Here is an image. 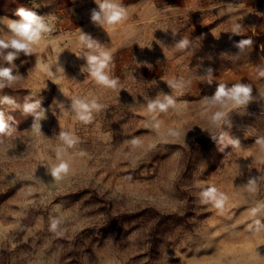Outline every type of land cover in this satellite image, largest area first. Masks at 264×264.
Wrapping results in <instances>:
<instances>
[{
    "label": "rangeland",
    "instance_id": "374dc122",
    "mask_svg": "<svg viewBox=\"0 0 264 264\" xmlns=\"http://www.w3.org/2000/svg\"><path fill=\"white\" fill-rule=\"evenodd\" d=\"M240 3L227 0L195 22L181 38L190 41L185 49L154 24L129 31L115 49L121 37L90 33L61 0H0V18L18 20L21 7L56 18L34 52L14 61L19 79L0 89L21 105H0L8 124L0 134V264H264V150L256 143L264 138V11ZM81 34L99 48L88 49ZM243 39L252 44L240 49ZM100 52L112 55L115 89L89 75L86 56ZM0 66L9 65L0 58ZM219 84L250 85L249 103L214 102ZM29 96L45 110L39 132L22 110ZM169 96L174 107L149 111ZM78 99L100 105L91 122L76 115ZM216 111L225 114L219 123ZM63 132L78 142L69 147ZM61 161L69 171L57 179ZM209 187L227 198L222 209L202 197ZM50 217L62 220L61 235L49 230Z\"/></svg>",
    "mask_w": 264,
    "mask_h": 264
},
{
    "label": "clouds",
    "instance_id": "9594fccd",
    "mask_svg": "<svg viewBox=\"0 0 264 264\" xmlns=\"http://www.w3.org/2000/svg\"><path fill=\"white\" fill-rule=\"evenodd\" d=\"M97 8L92 10L91 20L99 25H107L116 27L122 24L127 19V9L122 5L121 0H94ZM16 15L18 20L8 18H0V25L6 26L8 38L0 37V58L9 65L8 67L0 66V89L11 86L19 77L14 75L13 68L14 61L18 58L20 53L30 55L34 52L35 47L50 35L54 30L55 17H43L36 12L26 9H17ZM240 25L233 28V33L239 31ZM3 29H0L2 31ZM80 42L87 46L88 49L99 48V45L91 39V37L81 34ZM190 41L187 38L181 39L177 42L176 47L185 49L188 47ZM252 41L250 39H243L238 41L237 47L244 49L250 46ZM88 63L89 75L96 82V84L105 88L115 89L119 84V80L114 78L109 71V64L112 61V55L108 52H100L97 54H88L86 56ZM209 73L212 69H208ZM259 76L264 77V71L259 72ZM174 87H183L182 82L173 85ZM252 88L247 84H235L231 88H227L225 84H219L214 94L213 101L224 105L227 101H231L236 106H245L251 99ZM35 93H33L34 95ZM31 96L25 98V103L22 105L24 113L34 114L36 122L33 125V130L40 131L39 121L45 118V110L41 107L40 100L35 102H28ZM0 105H7L10 109L15 110L21 105L17 104L16 100L10 96L0 97ZM175 106V101L169 96L165 98V102L155 101L148 104L149 111L167 112L170 107ZM73 108L79 120L84 123L91 122L93 110L99 111L100 105L96 101H87L78 99L73 102ZM39 109V111H37ZM224 112L216 111L212 116V121L219 123L224 118ZM11 119V117H9ZM153 127L159 128V123L155 122ZM8 129V124L5 120L3 110H0V134H3ZM170 135H176L175 131H170ZM61 139L69 147L78 142L72 134L63 132ZM131 143L135 146L140 143L138 139H133ZM256 143L264 150V138H260ZM69 171L67 162L61 161L52 170V175L60 179ZM205 201H211L217 209H222L226 202V197L223 194H218L216 188L209 187L202 193ZM256 211L255 209L253 210ZM62 220L57 217L49 218V230L57 235L62 234L61 228Z\"/></svg>",
    "mask_w": 264,
    "mask_h": 264
},
{
    "label": "crops",
    "instance_id": "0c3cea01",
    "mask_svg": "<svg viewBox=\"0 0 264 264\" xmlns=\"http://www.w3.org/2000/svg\"><path fill=\"white\" fill-rule=\"evenodd\" d=\"M243 1L244 3H240V10L243 5H249L264 11V0ZM226 2L227 0H121L127 9V19L116 27L99 25L91 20L92 10L98 7L94 0H61L60 9L71 12L75 18L78 16L77 24H88L92 34L105 33L108 40H113L114 35L121 37L120 42L111 43L115 49H119L128 40L129 31L139 33L147 24H154L161 33L172 34L175 39H181L194 27L195 22L208 20L212 14L210 11L215 7L225 6Z\"/></svg>",
    "mask_w": 264,
    "mask_h": 264
}]
</instances>
